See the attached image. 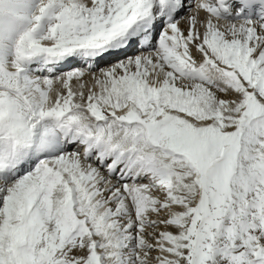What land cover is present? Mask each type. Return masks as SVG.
<instances>
[{
    "label": "snow or ice",
    "instance_id": "snow-or-ice-1",
    "mask_svg": "<svg viewBox=\"0 0 264 264\" xmlns=\"http://www.w3.org/2000/svg\"><path fill=\"white\" fill-rule=\"evenodd\" d=\"M0 264H264V0H0Z\"/></svg>",
    "mask_w": 264,
    "mask_h": 264
},
{
    "label": "bare ground",
    "instance_id": "bare-ground-1",
    "mask_svg": "<svg viewBox=\"0 0 264 264\" xmlns=\"http://www.w3.org/2000/svg\"><path fill=\"white\" fill-rule=\"evenodd\" d=\"M201 18V17H200ZM186 24H187V21L185 20V21H182V25L183 26H186ZM91 77V75H89V76H86L84 79H88L87 81H86V83H88V85H89V78ZM92 78V77H91ZM73 83H75L76 84V82L74 81ZM93 83V82H92ZM153 218H155V217H153ZM174 230V229H173ZM149 231H151V230H149ZM154 255H155V253H154Z\"/></svg>",
    "mask_w": 264,
    "mask_h": 264
},
{
    "label": "rangeland",
    "instance_id": "rangeland-1",
    "mask_svg": "<svg viewBox=\"0 0 264 264\" xmlns=\"http://www.w3.org/2000/svg\"><path fill=\"white\" fill-rule=\"evenodd\" d=\"M74 84V87H75V83H73ZM88 84V83H87ZM90 84H92L93 85V83L91 82ZM92 85H88L89 87H91ZM153 255H154V253H153ZM156 255V254H155Z\"/></svg>",
    "mask_w": 264,
    "mask_h": 264
}]
</instances>
